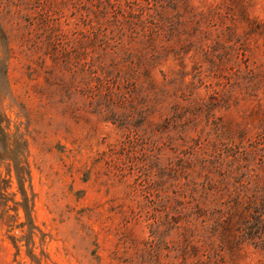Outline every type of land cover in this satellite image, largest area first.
Segmentation results:
<instances>
[{"label": "rangeland", "instance_id": "374dc122", "mask_svg": "<svg viewBox=\"0 0 264 264\" xmlns=\"http://www.w3.org/2000/svg\"><path fill=\"white\" fill-rule=\"evenodd\" d=\"M248 198L264 0H0V264H264Z\"/></svg>", "mask_w": 264, "mask_h": 264}, {"label": "trees", "instance_id": "16d2710c", "mask_svg": "<svg viewBox=\"0 0 264 264\" xmlns=\"http://www.w3.org/2000/svg\"><path fill=\"white\" fill-rule=\"evenodd\" d=\"M197 139H198V137L193 138L194 142H196ZM197 143H198L197 147H199L198 149L203 148L202 143H200L199 141ZM188 146H190V149L187 152L193 151L191 153L196 154L195 150H193L195 148L194 147L195 143L194 144L190 143ZM187 152L182 153V155H180L179 159H177V160H179L178 172H179V169H181L182 171H184L183 174H186L183 182L185 185L189 186V188L191 189V193L189 195V199L187 200V202L192 203L196 199V197L194 196L195 191H192V179L190 177V174L188 173L189 172L188 170L190 168L194 167L197 164V162L200 161L201 159H199L197 157V155H196V159H195V157L189 158V154ZM257 211H261V213H258V215L256 217L257 225H256V230L254 233H256L255 235H257V237H259L261 241H264V201L263 200H261L260 203H257V201L253 200L252 198H248V200L238 201L236 203V206H234L233 208L230 207L226 211L222 212L221 215L215 217L214 222H215L216 227H221V226H223L224 223H225L224 225H226L227 222H230L233 219V217L235 216L237 218L239 226H240L241 224L247 223L249 217L254 216L253 212L257 213ZM184 214L185 213H183V212L179 213V215L181 217H184ZM201 215H203V213ZM204 215H205V213H204ZM185 220H186L187 224H192V220H191V217L189 215L185 216ZM185 232H186V229H184L182 232V238L184 240L183 248L186 251V247L188 245H190L189 243L191 240L189 239V237L186 235ZM238 237H239V240H237ZM253 237L254 236H252V239H253ZM237 241H238L239 250L243 251L242 245L245 243V240H243L241 242L240 234H238L235 238H233V240L231 242H237ZM227 242H229V240ZM216 247L218 249H220L221 247L223 248V243L218 242ZM227 247L230 248L231 252H235V248L230 246V244H228ZM239 250H238V252H239ZM261 250L264 252V248H261ZM195 255H196V251H195ZM220 258L223 259V256H221ZM204 259H206V260H204ZM204 259L203 258H196L195 264H217V262H218L217 257H215V256H214V258L211 257V253L208 255V258H204Z\"/></svg>", "mask_w": 264, "mask_h": 264}]
</instances>
